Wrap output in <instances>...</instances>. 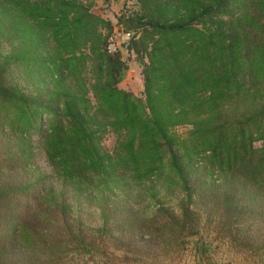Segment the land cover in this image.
<instances>
[{"label": "trees", "instance_id": "trees-1", "mask_svg": "<svg viewBox=\"0 0 264 264\" xmlns=\"http://www.w3.org/2000/svg\"><path fill=\"white\" fill-rule=\"evenodd\" d=\"M115 26L142 97L119 86ZM196 210L264 252V0H137L115 24L90 0H0V264H154L192 245Z\"/></svg>", "mask_w": 264, "mask_h": 264}, {"label": "rangeland", "instance_id": "rangeland-1", "mask_svg": "<svg viewBox=\"0 0 264 264\" xmlns=\"http://www.w3.org/2000/svg\"><path fill=\"white\" fill-rule=\"evenodd\" d=\"M92 1V10L116 23L117 16L123 10H135L137 7V0H111L104 3V0H90ZM114 40L117 49L121 51L123 60L129 66L122 82L119 84L120 88L134 93L138 97H142L143 91V77L142 67L135 61V56L128 53L125 42L127 36L119 31L115 26L113 32ZM178 132H183L179 128ZM115 138L112 135L107 136L103 141V146L106 150H111L114 145ZM260 142H255L256 148L260 147ZM40 165L45 172L48 168L42 160ZM72 203V212L75 217L80 219L83 226V232L88 229H96L102 225V220L99 210L89 207L86 204L78 205ZM174 206V205H173ZM197 211V210H196ZM200 216L199 235L195 237L197 244L187 245L185 249H181L177 253H164L160 250H152L151 254L156 255L154 264H252L255 260L263 264L264 252L247 250L243 247H238L226 237H221L217 234L215 223H210L208 226L205 219V213L197 211ZM217 222V221H216ZM205 248V251L199 250ZM132 254H124L122 251H108L106 256L100 252L75 253L69 252L64 256L67 264H124L120 261L124 258L130 259ZM160 259H167V261L160 263ZM168 260L170 262H168ZM127 264H139L129 262Z\"/></svg>", "mask_w": 264, "mask_h": 264}, {"label": "built area", "instance_id": "built-area-1", "mask_svg": "<svg viewBox=\"0 0 264 264\" xmlns=\"http://www.w3.org/2000/svg\"><path fill=\"white\" fill-rule=\"evenodd\" d=\"M124 35H126L128 37V34H124ZM107 50L110 53L115 52L117 50V46H116V42L114 40V36H112L109 39V42H108V45H107Z\"/></svg>", "mask_w": 264, "mask_h": 264}]
</instances>
